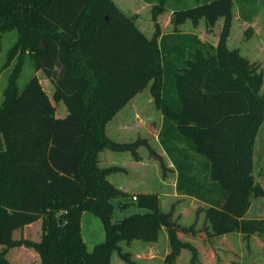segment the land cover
Returning <instances> with one entry per match:
<instances>
[{"label":"trees","instance_id":"trees-1","mask_svg":"<svg viewBox=\"0 0 264 264\" xmlns=\"http://www.w3.org/2000/svg\"><path fill=\"white\" fill-rule=\"evenodd\" d=\"M143 1L152 5L151 37L112 0H0V51L3 36L17 34L3 65L15 60L14 67L0 96V264H12L7 254L21 246L34 249L40 264H112L114 254L124 264H138L120 244L154 243L162 230L169 243L165 264H178L184 250L189 264H199L195 246L179 237L197 230L174 219L173 207L162 211L157 193L134 195L142 212L114 221L113 201L130 194L108 178L127 170L101 167L105 150L128 153L139 163L144 148L163 179L175 173L176 194L203 205L207 236L239 233L248 242L264 235V220L246 218L251 197H264L253 177L255 140L264 123L263 74L250 81L246 62L231 58V6L213 46L193 33L163 34L157 19L169 9L223 7V0ZM258 1L232 3L250 22ZM245 5L253 7L247 12ZM28 62L49 81L51 96L35 75L19 89ZM149 84L162 116L158 143L171 167L147 138L118 142L106 134L108 123ZM52 101L63 103L66 114L57 116ZM84 212L104 228V242L92 250L81 235ZM37 221L39 242L13 238Z\"/></svg>","mask_w":264,"mask_h":264},{"label":"rangeland","instance_id":"rangeland-1","mask_svg":"<svg viewBox=\"0 0 264 264\" xmlns=\"http://www.w3.org/2000/svg\"><path fill=\"white\" fill-rule=\"evenodd\" d=\"M117 7L128 17L132 18L137 27L147 37H151L156 28L151 17V6L143 0H112ZM223 7L215 3L211 8L200 11L202 17H195L200 12H180L174 13L171 9L158 17L157 25L161 33L172 32L193 33L203 43L218 44L219 35L226 18L225 7L231 6L232 23L227 47L231 52L234 61H244L247 67L243 72L250 78L256 73L263 74L264 90V2L259 0L254 8L255 13L250 22H246L240 15L238 6L232 0H223ZM244 11H250L253 6L245 5ZM196 9V8H194ZM203 9V8H201ZM200 9V10H201ZM223 12L214 17V13ZM199 10V9H197ZM17 38L16 33L5 34L2 39V49L0 51V96L7 88L8 78L14 67L15 60L8 66H3L8 50L12 47ZM45 42H42L44 44ZM234 61L224 65H234ZM27 62V61H26ZM254 69H251L253 68ZM253 72V73H251ZM35 75L48 96L52 95L49 81L42 72L34 71L28 62L23 67L18 80V87L22 89L28 79ZM261 90V91H262ZM52 104L55 103L52 101ZM56 115L66 114L63 103L55 104ZM161 113L155 107L150 93V84L146 89L138 94L116 117L108 123L106 134L109 138L118 142L133 141L137 137L147 138L151 146L165 158V164L170 166L163 150L158 143V132L161 126ZM140 153L143 161L138 163L133 161L128 153H116L105 150L100 153V166H122L127 169V173H115L109 176V181L117 188H124L132 192H152L157 193L160 198V209L167 212L173 207V218L185 226L194 225L197 230L195 236L179 234V237L191 243L198 252L199 264H264V235L253 236L246 242L242 235L233 233L227 236L215 238L206 234L208 223L205 214L201 210L203 205L197 200L189 197H181L176 194L174 185L175 173H168L165 179L161 176L158 163L148 158L146 149L141 148ZM155 164V165H151ZM253 177L255 183L264 189V123L260 127L255 140L253 151ZM162 180V181H161ZM135 194H130L124 199H116L114 204V221L122 219L134 213H140L132 200ZM126 205L125 207H122ZM200 209V210H199ZM199 210V211H198ZM198 211V212H197ZM248 219L264 220V197H251V205ZM41 221L28 225L14 233L15 240H30L39 242L41 238ZM81 235L88 250H92L105 240V233L102 222L98 217L84 212L81 215ZM124 251H130L138 264H165V256L169 252V243L165 230H162L158 240L154 243H144L133 241L129 246L122 242ZM8 260L12 264H40V257L34 249L28 247H14L7 254ZM190 253L182 251L178 257V264H189ZM112 264H124L119 260L117 254L112 256Z\"/></svg>","mask_w":264,"mask_h":264},{"label":"crops","instance_id":"crops-1","mask_svg":"<svg viewBox=\"0 0 264 264\" xmlns=\"http://www.w3.org/2000/svg\"><path fill=\"white\" fill-rule=\"evenodd\" d=\"M134 98H135V97H134ZM132 100H133V99H132ZM132 100H131V101H132ZM131 101H130V102H131ZM130 102H129V103H130ZM129 103H128V104H129ZM126 106H127V105H126ZM120 112H121V111H120ZM120 112H119V113H120ZM119 113H118V114H119ZM63 114H64V113H63ZM142 161H143V160H142ZM142 161H141V162H142ZM139 163H140V162H139ZM137 164H138V163H137ZM151 165H155V164H152V163H151ZM169 167H171V164H170ZM124 168H125V167H124ZM125 169H126V168H125ZM126 170H127V169H126ZM175 176H176V175H175ZM161 181H162V180H161ZM174 188H175V185H174ZM120 190H122V191H124V192H127V193H129V194H135V195L144 192V191H143V192H138V191H136V192H132V191H128V190H126V189H124V188H120ZM249 210H250V208H249ZM249 210H248V212H247V214H246V218H247L248 215H249ZM37 222H38V221H37ZM33 224H34V223H33ZM30 225H32V224H30ZM25 227H26V226H25ZM15 232H16V231H15ZM15 232H14V233H15ZM13 236H14V234H13Z\"/></svg>","mask_w":264,"mask_h":264},{"label":"built area","instance_id":"built-area-1","mask_svg":"<svg viewBox=\"0 0 264 264\" xmlns=\"http://www.w3.org/2000/svg\"><path fill=\"white\" fill-rule=\"evenodd\" d=\"M132 200H133V201H135V200H136V198H135V197H133V198H132Z\"/></svg>","mask_w":264,"mask_h":264}]
</instances>
